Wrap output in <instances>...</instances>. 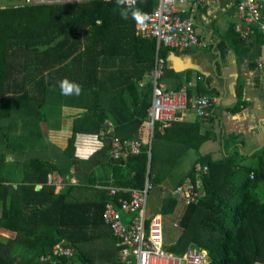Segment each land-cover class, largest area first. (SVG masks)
Masks as SVG:
<instances>
[{
	"label": "trees",
	"instance_id": "1",
	"mask_svg": "<svg viewBox=\"0 0 264 264\" xmlns=\"http://www.w3.org/2000/svg\"><path fill=\"white\" fill-rule=\"evenodd\" d=\"M115 6V0H94L80 5L0 9V110L12 119L8 126L11 129L3 132L6 137L5 146H0V169L16 172L14 164L6 163L9 156L25 160V177L17 189L6 186L0 177V229L15 233V243L33 252L30 255L15 254L0 240V264H51L41 258L52 254L53 247L63 240L73 248V256L58 264L68 261L121 264L120 241L104 223V209L110 200L107 191L99 190L103 197L97 199L86 185L87 188H81L78 183L63 187L48 184L50 174L65 176L67 171L43 159L48 151L40 128L47 120L49 89L60 87V83L55 82L58 71L68 73L83 63L87 70L94 69L91 83L97 81L96 69L102 58L127 55L145 67V72L154 68L156 39L137 36L136 22L131 18L122 19L114 11ZM156 6L157 2L150 0L137 7L150 13ZM232 32L233 46L240 48L237 52L248 49L234 27ZM169 50L172 49L162 46L159 55L166 58ZM169 72L166 68L164 80ZM148 89L152 92L151 85ZM204 93L199 91L197 98ZM17 103L22 108L26 130H37L34 134L29 133L30 139L24 143L26 148L18 144L11 133L16 131L12 126L16 125ZM241 104L240 101L233 110H239ZM96 126L98 131L101 124ZM175 127L190 150L199 151L205 142L215 139V136L200 134L198 122H174L167 127L166 133H173ZM159 135L157 127L153 139ZM36 137L45 144L42 152L35 153L38 148ZM238 139L236 136L226 138V147L234 146L228 157L215 161L205 156L197 160L210 167L209 174L204 177L207 196L198 204L186 207L178 223L180 236L165 249L167 253L182 255L193 244L208 251L209 264H264V202L257 195L259 183L264 182V147L248 157L236 146ZM109 148L105 155V160L112 165L109 186L142 189L148 179L154 186L161 184L159 175L154 176L153 144L143 145L139 155L121 160L112 159ZM57 153L66 154L71 163L77 162L73 141L69 142L65 152ZM247 159L251 163L245 166ZM37 184L42 185L39 191H36ZM119 196L124 197L123 194ZM177 205L178 200L169 195L153 211L155 216L161 217L174 213Z\"/></svg>",
	"mask_w": 264,
	"mask_h": 264
},
{
	"label": "crops",
	"instance_id": "2",
	"mask_svg": "<svg viewBox=\"0 0 264 264\" xmlns=\"http://www.w3.org/2000/svg\"><path fill=\"white\" fill-rule=\"evenodd\" d=\"M239 1L217 0L216 3L200 2L197 6L191 3L177 6L181 16L194 19L202 45L187 51L169 50L165 59L171 72L164 81L170 89L192 84L189 89L190 107L188 111L179 115L177 122H198L200 134L203 136L209 134L215 136V139L208 140L199 151H194L182 142V134L178 127L172 128L173 133L169 134L166 133L167 128L157 126L163 162L170 166L190 163V166L187 173L177 179L163 180L159 175L161 184L155 186L149 198V203L151 202L156 209L163 204L174 187L193 177L192 170L200 157L210 156L213 160L219 161L231 154L234 146L226 147V138L230 136L239 138L236 146L248 157L264 147V37L256 34L249 39H242L248 48L242 53L237 52L240 48H234L232 31L237 21ZM17 4L14 8L34 6L27 4L26 0H20ZM136 35L142 39H149L138 33V26ZM153 69L145 72V67L137 63L134 57L127 55L123 58H102L96 69L98 72L96 83H90L93 81L94 69L87 70L83 63L71 68L68 73L58 71L56 83L68 78L69 81L80 84L82 92L79 96H64L60 87L49 89L48 107L55 108H47L49 111L46 109L47 120L40 125L48 151L43 159L67 171L65 176L54 173L52 177L76 180L81 184V188L88 186L91 193L97 195V199L103 197L99 190L107 191V186L112 182V165L105 160L112 139L115 137L137 139L143 145H151L152 139L147 141V111L153 101L150 79ZM104 82L109 83L110 87L103 85ZM149 85L152 92L148 89ZM199 91H204V95L216 100L213 116L209 120L197 118L193 111ZM240 101L242 104L239 110L234 111V107L238 106ZM55 102L61 105H56ZM15 110L16 125L12 127H16V131L12 130L11 133L18 144L26 148L27 145L24 143L30 138L28 136L24 138L23 133L34 134L37 130L33 129L32 132L26 130L23 125L24 114L18 103L15 104ZM11 120L6 117V112L0 110V146H5L6 136L3 132L11 129L8 128ZM75 122H78V125ZM96 124H101L102 127L98 131ZM35 141H38L35 153L44 151V142L38 137ZM70 141L75 145L76 163H71L66 154L57 153L65 152ZM9 157L6 163L14 164L16 173L9 172L10 169H0V177L6 186L17 189L24 180L25 160L19 156ZM37 186L42 188V185ZM153 210L151 209V213H154ZM129 218V215H124V220L128 221ZM160 219L162 221V216ZM173 226L179 228L176 223ZM15 236L13 232L0 229V240L8 244L15 254H33L31 250L17 245L14 241ZM174 243L175 241L171 245Z\"/></svg>",
	"mask_w": 264,
	"mask_h": 264
},
{
	"label": "built area",
	"instance_id": "3",
	"mask_svg": "<svg viewBox=\"0 0 264 264\" xmlns=\"http://www.w3.org/2000/svg\"><path fill=\"white\" fill-rule=\"evenodd\" d=\"M94 0H26L34 6L80 5ZM110 2L112 0H101ZM148 0H131L133 6ZM157 7L149 14L150 19L143 26H138V33L144 38L156 39L157 55L155 67L150 74L153 87V101L147 111V130L155 132L157 126L169 127L179 120V115L188 111L190 99L188 86L173 90L164 81L167 68L166 59L159 55L160 48L187 51L202 45L194 19L184 18L178 5L200 2L216 3L217 0H155ZM237 21L235 32L242 39H249L256 34L264 37V0H240L237 3ZM215 98L203 95L194 102L193 111L197 118L209 120L213 116ZM143 144L137 139L115 137L110 142L109 155L114 160L126 159L139 155ZM210 172L207 164L196 163L193 177L187 178L174 187L170 195L181 201L185 207L198 204L207 196L204 177ZM253 178V176H252ZM63 184V183H60ZM58 184V185H60ZM71 184H77L72 180ZM154 184L148 179L142 189L107 187L110 200L104 209V223L120 241L121 264H209L208 251L191 245L182 255L170 254L163 244V226L160 217H151L148 212L149 198L154 191ZM123 194L124 197L119 195ZM124 215H129L128 221ZM73 256V248L63 241L53 247L52 254L42 257V261L58 264L62 259ZM63 264H76L63 262Z\"/></svg>",
	"mask_w": 264,
	"mask_h": 264
},
{
	"label": "rangeland",
	"instance_id": "4",
	"mask_svg": "<svg viewBox=\"0 0 264 264\" xmlns=\"http://www.w3.org/2000/svg\"><path fill=\"white\" fill-rule=\"evenodd\" d=\"M20 0H1L0 1V7H5V8H14L16 7V5H18L17 3H19ZM236 26V23L234 25V28ZM103 85L110 87L109 83H103ZM50 109H54L55 106L52 107H48ZM50 109H47V111H49ZM148 134V140L152 139L151 145H154V159H153V171H154V176L155 175H160L162 176V179H168V178H179L183 175H185L187 173V169L190 166V163H180L178 165H173L168 164V163H164L162 160V152H161V139L155 138L154 137V132L153 134H150L149 131H147ZM24 138L25 137H29V134L27 132L23 133ZM261 150V149H260ZM10 158V157H9ZM251 163V161H247L244 163L245 166H248ZM19 171V170H18ZM21 171V170H20ZM16 173V172H15ZM20 177L21 174L19 173ZM23 176L25 177V169H24V173ZM14 177H16V174H14ZM48 183L49 184H56L57 186L63 187L65 184L69 185L71 183V180L69 178H65V179H56L55 177H52V174H50L48 176ZM63 183V184H60ZM60 184V185H58ZM111 186V185H110ZM107 186V187H110ZM68 187V186H67ZM257 195L260 199V201L264 202V182L259 183L258 185V189H257ZM178 208H176V211L174 212V214H169V215H162V226H163V244L165 249L171 245L172 242H176V240L179 238L180 236V228H175L173 225L176 223H179L180 218L182 217L183 213H184V204L179 201L178 202ZM153 205L151 204V202L149 203L148 206V212L150 214V216H155L154 213H151V209H153ZM191 246V245H190ZM209 262V260H208Z\"/></svg>",
	"mask_w": 264,
	"mask_h": 264
},
{
	"label": "clouds",
	"instance_id": "5",
	"mask_svg": "<svg viewBox=\"0 0 264 264\" xmlns=\"http://www.w3.org/2000/svg\"><path fill=\"white\" fill-rule=\"evenodd\" d=\"M114 11H117L120 17L124 20L131 18L138 26H143L150 19L148 13L144 12L139 7H134L131 0H115ZM61 94L65 96H79L82 92V87L76 82L69 81L64 78L60 81Z\"/></svg>",
	"mask_w": 264,
	"mask_h": 264
},
{
	"label": "water",
	"instance_id": "6",
	"mask_svg": "<svg viewBox=\"0 0 264 264\" xmlns=\"http://www.w3.org/2000/svg\"><path fill=\"white\" fill-rule=\"evenodd\" d=\"M40 189H41L40 186H37V187H36V191H39Z\"/></svg>",
	"mask_w": 264,
	"mask_h": 264
}]
</instances>
